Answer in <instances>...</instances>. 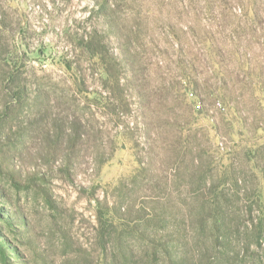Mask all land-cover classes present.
<instances>
[{"label": "rangeland", "instance_id": "obj_1", "mask_svg": "<svg viewBox=\"0 0 264 264\" xmlns=\"http://www.w3.org/2000/svg\"><path fill=\"white\" fill-rule=\"evenodd\" d=\"M143 1L153 4L158 16L191 23L183 8L187 0ZM227 1V13L246 2ZM104 11L99 13L93 0H0V264H124L120 231L113 232L109 243L102 234L99 215L106 205L152 199L172 205L187 202L196 188L186 181L204 170L211 182L226 179L220 189L230 195L226 222L233 247L216 251L218 264H264V235L257 240L251 233V217L264 215L258 196L264 193V178L251 172V163L240 152L246 141L255 139L246 130L244 138L237 127L229 128L218 112L215 117L197 115L194 144L209 148L217 162L195 160V175L189 168L176 177L174 168L182 163L176 156L150 167L156 181L151 180L146 167L152 159L148 137L153 133L143 126L139 99L129 90L131 111L117 115L106 109L110 100L105 74L77 45L95 27L109 32ZM227 13L220 21H235ZM224 29L229 38L234 25ZM109 39L118 52L122 38L109 33ZM163 113L168 116L169 110ZM77 118L88 139L67 166L58 153L52 156L49 134L62 124L70 127ZM205 132L209 140L202 139ZM259 136L263 142L264 128ZM184 223L180 218L190 238L192 226ZM124 239L134 248L130 264H142V255H151L145 240L129 232ZM201 248V257L209 255Z\"/></svg>", "mask_w": 264, "mask_h": 264}, {"label": "trees", "instance_id": "obj_2", "mask_svg": "<svg viewBox=\"0 0 264 264\" xmlns=\"http://www.w3.org/2000/svg\"><path fill=\"white\" fill-rule=\"evenodd\" d=\"M93 1L99 13L105 10L109 32L95 27L77 45L105 74L106 98L110 100L106 109L117 115L131 111L129 90L139 99L143 126L153 133L148 137L152 159L146 167L151 180L156 181L150 167L176 156L182 157L181 165L174 168L176 177L189 168L191 172L197 169L195 160L217 162L209 148L194 144L198 137L197 131L193 132L197 115L215 117L217 112L220 121L228 120L229 128L237 127L244 138L246 130L255 139L250 144L246 141L240 152L251 163V172L264 178V140L260 142L259 136L264 128L260 123L264 121V0H246L230 7L228 13L236 19L228 24L220 21L225 20L227 0H205L203 5L200 0H187L183 8L191 23L184 25L158 16L152 9L154 5L143 0ZM228 25H234L229 38L224 31ZM109 33L122 38L118 52ZM165 110H169L168 116H163ZM62 125L49 134L48 143L52 156L58 153L69 166L87 142V130L79 118L73 119L70 127ZM205 134L202 139L209 140ZM205 156L209 159L203 161ZM206 175L204 170L199 177L186 181L196 188V193L187 202L180 201L179 206L161 199L113 208L106 205L99 215L102 234L109 243L113 232L120 231L119 251L124 264H130L134 255L124 232L146 241L151 255H142V264H218V250L226 253L233 247L226 222L230 195L220 189L226 179L221 177L214 183ZM235 182L238 184V178ZM258 196L260 202L264 201L263 192ZM249 214L251 217L252 211ZM180 218L182 223L191 224L190 238L184 235L187 230H183ZM251 219V233L258 240L264 235V215ZM195 220L198 226L192 224ZM170 221L171 225L166 224ZM250 244H246L248 249ZM200 246L209 255L201 257L197 253Z\"/></svg>", "mask_w": 264, "mask_h": 264}]
</instances>
